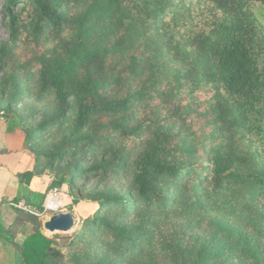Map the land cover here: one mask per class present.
Returning <instances> with one entry per match:
<instances>
[{
	"label": "trees",
	"instance_id": "obj_1",
	"mask_svg": "<svg viewBox=\"0 0 264 264\" xmlns=\"http://www.w3.org/2000/svg\"><path fill=\"white\" fill-rule=\"evenodd\" d=\"M204 1L213 13L207 28L188 18L183 0H7L0 100L14 88L15 75L32 77L37 97L53 94L58 104L40 128L50 124L61 132L49 148L30 149L38 130L25 131L12 103L4 106L1 116L10 130L24 131L35 159L32 170L18 174L16 202L43 214L47 194L68 185L72 205L98 206L72 237L52 238L37 216L16 209L9 227L0 220V241L12 249L13 264H128L129 258L156 264L159 257L168 264H264V236L230 221L215 219L208 238L168 229L155 249L152 233L119 222L129 205L166 211V195L182 183L203 213L202 192L246 186L264 215V0ZM20 44L31 51L19 61ZM152 52L178 65L164 63L167 73L160 72ZM207 87L214 94L200 112L195 94ZM171 102L183 122L178 133L161 118ZM241 139L256 146L259 170L244 171L247 159L235 145ZM140 143L128 165L126 153ZM124 166L131 168L135 197L88 188L90 178ZM44 175L51 183L38 204L29 186Z\"/></svg>",
	"mask_w": 264,
	"mask_h": 264
},
{
	"label": "rangeland",
	"instance_id": "obj_2",
	"mask_svg": "<svg viewBox=\"0 0 264 264\" xmlns=\"http://www.w3.org/2000/svg\"><path fill=\"white\" fill-rule=\"evenodd\" d=\"M189 19H193L198 23H202V27L207 28V23L213 19V13L209 9L207 3L204 0H183L181 6ZM7 9H9L7 0H0V45L8 40L7 30ZM257 15H260L261 11L256 10ZM262 24L264 25V16H261ZM153 38V37H151ZM148 38L147 41H150ZM51 45H46L45 48L50 49ZM31 51L30 46L20 44L16 50L17 59L23 60ZM154 64L157 69L167 73L166 68L163 67L164 63H167L168 67H176L177 63H172L171 58L166 53H151ZM162 67V68H161ZM2 72H0V77ZM214 94L212 87H207L201 92L195 94L193 106L200 108L199 111L205 110V103L211 99ZM190 102L193 100L188 99ZM187 102V100H186ZM7 103H12L13 110L16 114L15 119L21 123V127L27 129V131L38 130V133L32 135V140H29L28 146L36 147L39 150H45L51 145L56 143L61 138V132L54 125H50L44 129L40 126L45 122H50L55 116L58 110V104L53 94H47L40 98L37 97V89L35 82L32 77L25 78L22 75H15V86L9 92L7 99L0 100V122L7 120L1 116L3 108ZM177 103L171 102L166 103L163 107L162 121L167 129L172 130L175 133L181 132L182 130V118L178 116L174 111ZM192 119L189 118L188 122ZM194 123V121H193ZM26 131V130H25ZM121 145V142L116 144V148ZM237 151L242 157L247 159V163L244 166V171H257L261 168L259 165V156L256 154V146L254 144L241 139L235 141ZM143 145L140 143L129 149L126 153V161L131 164L138 153L142 150ZM64 169L67 166L62 165ZM131 183V168L121 167L115 169L107 177H103L100 180L90 178L88 188H95L96 191L111 192L117 196H124L127 198L135 197V194L130 192ZM89 191V190H88ZM168 201V209L161 211L155 209L146 210L140 205L136 208L127 206L130 209V213L127 216L120 217V221L124 224L132 225L134 229H142V233H152L153 247L158 248V242L160 237L168 230L177 228L184 230L188 236L194 234L208 238V233L213 229V222L215 219H222L224 221H230L239 228L246 231L253 230L255 233H261L264 236V215L259 212L256 208V203L252 201L249 190L246 186H230L225 187L218 193H211L206 190L198 196V200L202 202L206 213H203L199 206L196 205L195 199L191 195L189 188L185 183H182L178 188L171 189L166 195ZM84 201L79 202L76 205H72V199L68 197V200H64L66 204L63 208H60L58 212H47L43 213L39 220V227L43 234L47 237L52 238L55 235H50L45 229L44 225L54 215L61 213L70 214L75 222L76 227L71 234L63 235L58 234L60 237H72L76 230L80 228V221L85 219H78L75 213L78 212L81 204ZM85 203V202H84ZM120 208V207H119ZM137 209V210H135ZM120 209L115 214L120 215ZM94 214V213H93ZM91 214V216H93ZM75 215V217H74ZM142 239V236H139ZM24 238L19 241L22 244ZM61 242L62 240H57ZM61 251L65 255L66 260V249L61 248ZM129 258L128 264H137ZM143 260L146 264L150 262L149 259H138L137 261ZM154 262V261H151ZM156 264H168L164 257H159Z\"/></svg>",
	"mask_w": 264,
	"mask_h": 264
},
{
	"label": "crops",
	"instance_id": "obj_3",
	"mask_svg": "<svg viewBox=\"0 0 264 264\" xmlns=\"http://www.w3.org/2000/svg\"><path fill=\"white\" fill-rule=\"evenodd\" d=\"M35 166L34 156L26 147V135L21 128L10 130L8 122H0V220L4 227H9L15 220L16 208L13 204L17 200L19 179L18 174L30 171ZM51 177L44 175L35 179L29 186V190L38 196L36 203H40L41 196L48 193ZM60 190L68 193V185H63ZM78 212V219L91 216L98 210L96 204L83 202ZM74 215V217H75ZM23 236L18 235L16 243L20 244ZM24 240V239H23ZM12 249L0 241V264H13L11 257Z\"/></svg>",
	"mask_w": 264,
	"mask_h": 264
},
{
	"label": "built area",
	"instance_id": "obj_4",
	"mask_svg": "<svg viewBox=\"0 0 264 264\" xmlns=\"http://www.w3.org/2000/svg\"><path fill=\"white\" fill-rule=\"evenodd\" d=\"M68 195L65 193H62L61 191L57 189L51 190L43 203V209L44 213L47 212H58L60 208H63L66 204H64V200H68ZM54 204H57L55 206ZM13 206L16 209L22 210L24 212H28L30 214H33L37 217H40L42 214L38 213L37 211L33 210L26 204L24 200L17 201L13 204Z\"/></svg>",
	"mask_w": 264,
	"mask_h": 264
},
{
	"label": "water",
	"instance_id": "obj_5",
	"mask_svg": "<svg viewBox=\"0 0 264 264\" xmlns=\"http://www.w3.org/2000/svg\"><path fill=\"white\" fill-rule=\"evenodd\" d=\"M76 227L74 218L68 213H61L51 217L44 225V229L50 235H68L73 232Z\"/></svg>",
	"mask_w": 264,
	"mask_h": 264
},
{
	"label": "bare ground",
	"instance_id": "obj_6",
	"mask_svg": "<svg viewBox=\"0 0 264 264\" xmlns=\"http://www.w3.org/2000/svg\"><path fill=\"white\" fill-rule=\"evenodd\" d=\"M66 200V199H65ZM55 206H57V204H54Z\"/></svg>",
	"mask_w": 264,
	"mask_h": 264
}]
</instances>
